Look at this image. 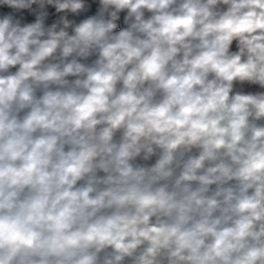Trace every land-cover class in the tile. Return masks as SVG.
<instances>
[{
	"label": "clouds",
	"instance_id": "1",
	"mask_svg": "<svg viewBox=\"0 0 264 264\" xmlns=\"http://www.w3.org/2000/svg\"><path fill=\"white\" fill-rule=\"evenodd\" d=\"M0 264H264V0H0Z\"/></svg>",
	"mask_w": 264,
	"mask_h": 264
}]
</instances>
